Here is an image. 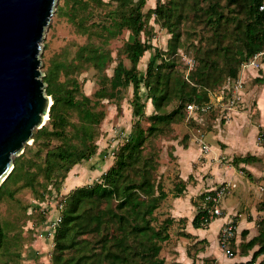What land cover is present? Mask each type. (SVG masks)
<instances>
[{"label":"trees","instance_id":"16d2710c","mask_svg":"<svg viewBox=\"0 0 264 264\" xmlns=\"http://www.w3.org/2000/svg\"><path fill=\"white\" fill-rule=\"evenodd\" d=\"M105 1L108 5L115 3L114 10L101 11L100 19L93 21L95 12L107 6ZM146 3L64 0L71 22L80 34L89 37V42L79 47L75 61L55 62L43 76L46 94L53 100L49 120L34 130L33 144L26 145L24 153L14 158V168L0 186V202L5 197L13 199L18 190H29L35 200L45 203L50 186L61 188L75 166L99 153V143L106 136L101 128L106 118L101 100L117 99L132 87L133 118L137 121L127 141L114 150V156L109 154L114 160L110 169L93 184L73 189L60 201L62 221L54 235V264H165L162 251L171 238L174 220L167 217L158 223L156 212L168 194L156 181L159 154L147 152L148 144L188 117L189 105L208 103L210 93L222 90L227 80L238 79L240 67L264 52V11L260 10L264 0H157L156 7L144 13ZM153 17L171 37L167 50L156 52L143 75L139 64L153 45L142 41L141 35L148 33ZM188 21L193 24L190 31L186 30L188 35L195 24L202 27L198 47L202 63L186 78L178 73L175 57L185 47L182 26ZM125 30L134 37L123 47L131 67L118 62L108 85L95 93L94 102L81 93L79 82L70 76L88 66L106 70L113 61L106 46ZM159 59L161 64H157ZM62 73L64 81H60ZM142 88L153 106L147 128L141 125L146 116ZM259 161L247 155L235 158L233 163L238 166ZM184 190V182H178L174 197H180ZM197 210L193 220L196 229L207 228L216 219L210 220L202 206ZM259 226L260 234L240 246L242 254L260 246L252 260L244 264H254L264 255V218ZM8 231L0 220V259L15 264V257L21 255L19 242ZM242 235L246 237L247 232ZM234 246L235 239L230 244L233 253ZM260 264H264V258Z\"/></svg>","mask_w":264,"mask_h":264},{"label":"rangeland","instance_id":"374dc122","mask_svg":"<svg viewBox=\"0 0 264 264\" xmlns=\"http://www.w3.org/2000/svg\"><path fill=\"white\" fill-rule=\"evenodd\" d=\"M162 1L167 2V0ZM105 2L107 6L100 7V10L95 12L94 17H92L93 21L100 19L101 11L114 10L115 3L111 2L108 5V1ZM156 2L157 0H147L143 12L147 13L149 10L154 9ZM192 25L188 21L187 26H182L185 47L179 49L178 55L175 57L178 73L186 78H189L192 71L197 69L202 63V58L198 56V47L201 46L202 27L195 24L191 35H188L186 30L190 31ZM147 30L148 33L142 34L141 39L142 41L151 42L153 50L146 52L139 64L140 72L143 75L146 73V68L156 52L167 50L168 40L171 37L167 29L157 23L154 17L150 20ZM92 39L97 42L94 38ZM133 39L132 33L125 30L122 35L109 42L106 46V51L111 54L113 61L106 70L100 72L88 66L80 71H75L70 76L79 82L81 93L90 97L95 102V93L108 85L118 62L122 61L126 67H131L130 62L123 53V47ZM87 42H89V37L80 34L77 27L71 22L70 16L67 15L64 0H57L55 12L49 26L46 28L41 43L40 60L41 72L44 73L43 76H45L47 69L54 65L55 62L61 61L65 63L67 61L70 63L75 61L77 50ZM252 59L240 67L238 79L234 81L227 80L223 84L222 90L210 93L209 97L212 101L225 97L220 102H215L210 112L197 116L194 119L186 117L180 123L173 124L171 131L167 134L157 135L151 139L147 152L153 150L159 154V168L156 172V181H160L164 189L167 192L170 191L169 194L174 192V188L178 182V170L174 162V154L177 152L182 154H191L192 152L199 154L195 159L198 161L196 164L201 162V165L203 163L207 165L208 162H206L207 159L204 156L207 154L215 156L217 149H222L223 151H226V148L230 147L236 149V144L230 138L240 134L238 145H242L248 150L243 153L227 151V154H264V56L258 58L259 62H263V65L257 68L250 66L249 63ZM157 64H161L160 59L157 61ZM65 78V74L62 73L60 81H64ZM239 83H241V87L238 88ZM141 95L146 106V116L141 119V125L147 128L151 124L147 116H150L153 112V106L148 101L145 88L141 89ZM133 99V88L129 87L123 90L117 99L100 101V108H103L106 112V118L101 128L102 133L106 134L105 139L107 140L102 147L108 151V154H112L114 150L117 151V148L127 141L132 132V128L137 121L136 118H133ZM259 110H261L262 114ZM232 125L233 127H230ZM257 127H259V131L256 134ZM228 129H232L236 133L229 132ZM32 144L33 140L28 146ZM190 145L192 149L189 148ZM186 146H188V150ZM204 146L208 147L207 151L204 150ZM108 156L112 157L111 155ZM231 158L223 156L219 160L220 166L217 165L218 162L217 164L213 163V165L209 164L201 172L205 173V176H211L210 174H212L215 178L219 175L218 167L223 168L225 171L232 164ZM262 158L260 164H258L259 172L257 173L255 170L249 171L257 176L261 175V179H259L261 182H258V184L261 188L259 192L262 194V200H264V157ZM110 159L113 160L112 158ZM96 169L97 166H92L90 171L95 172ZM98 171L101 172L102 170ZM260 171L263 173L261 174ZM235 174V177L232 178V183L237 187L235 189L233 186L229 188L226 197L222 200L220 208L225 216L218 217L220 219L232 214V207L236 204L234 194H239L245 188L253 189V191L257 189V185L252 183L248 177L242 176L238 172ZM97 175L94 174L92 178H90L91 175L89 174L88 176L84 175L86 180L76 182L77 186L65 187V190L71 189V187L75 189V187L93 184L97 181L95 180ZM63 185L59 189H57L58 186L56 185L50 186V194H48L45 203L35 200L29 190H18L13 199L5 197L0 202V220L9 229V235L19 242L18 250L21 255L20 257H15V264H54L52 257L55 251V234L53 236L49 235L51 231L49 223L61 214L63 204L60 201L67 195L62 193ZM250 200H248V203H250ZM255 202L256 204L252 207L253 210L250 211L254 215H256L257 209H259L260 203L264 201H259L258 199ZM156 215L158 223H161L167 218L168 212H166L164 206H161ZM233 219H231L232 222H234ZM211 231L214 232L215 230L211 229ZM210 233L213 236V233ZM219 248L221 249L220 246ZM241 249L235 243L233 248L235 256L242 252ZM0 264L14 263L9 259H0Z\"/></svg>","mask_w":264,"mask_h":264},{"label":"crops","instance_id":"0c3cea01","mask_svg":"<svg viewBox=\"0 0 264 264\" xmlns=\"http://www.w3.org/2000/svg\"><path fill=\"white\" fill-rule=\"evenodd\" d=\"M259 111L262 114L261 110ZM230 127H233V125ZM228 130L229 132H234V134L236 133L232 129ZM258 131L259 127H257L256 134ZM240 136V134H237L236 136H232L230 138L231 141L236 144V149L232 147L226 148V151L217 149L215 156H211L209 154L204 156L205 159H207V165H213V163L217 164V162V165H219V160L223 156L232 157V164L228 166L225 171L223 168L221 169L218 167L219 175L215 178L212 174H210L211 176H205L206 174L201 172L203 169H206L207 165L206 163L201 165V162L196 164L198 161L195 159L199 154H194L193 152L191 154H182L180 152L174 154V162L176 163V169L178 170L177 181L184 182L185 190L178 198L174 197V192L169 194L170 191L167 192V190H165L168 197L164 200L161 206H164L166 212H168L167 217L174 220V224L170 229L171 238L164 245V249L162 251V257L165 259V264H244L251 261L253 254L259 249L260 246L256 245L246 254H242L241 252L233 258H228L225 253L222 252L223 250L221 251L219 248L221 230L225 224L232 221V218H234L233 221L235 222L237 228L235 243L238 247L257 237L262 230L259 223L264 218V202L260 203V207L257 209L256 215L251 214L250 212L253 210L252 207L256 204L255 201L258 199L259 201H264L262 200V194L259 192L261 188L258 184V182H261L259 180L261 179V175L257 176L249 170H255L257 173L259 172L258 164H260L264 154H227V151H237L243 153L248 150L246 147L238 145ZM105 138L106 137L102 138L100 141L99 153L95 157L83 164L75 166L71 170L62 187V193L69 194L74 187H71V189L68 190H65V187L77 186L76 182L86 180L84 175L88 176L89 174L91 175L90 178H92L94 174H98L99 176L97 175L95 178V180H98L102 174L110 169L114 160H109V158L113 159V157H109L108 151L102 147L106 143L107 139ZM223 143L226 144L225 142ZM187 148L188 146H186V149ZM189 148L192 149L191 145ZM247 155H253L259 158L260 161L254 162L253 164L240 163L238 166L234 165L233 161L235 158H244ZM85 164L86 166H84ZM92 166H97L95 172L90 171ZM98 170L102 171L99 172ZM236 171L242 174V176L248 177L252 183H255L258 190L256 189L255 192L253 189L245 188L239 194H234L236 204L232 207V214L228 217H224L223 219L217 217L207 228L196 229L193 226V220L198 212L197 209L199 206H202V194L207 190L217 187V184L221 185L226 183L229 185V188H232L233 186L235 189L237 186L235 184L233 185L232 178L235 177V173H237ZM260 173L262 174L263 172L260 171ZM254 198L256 199L254 200ZM248 200H250V203H248ZM223 216H225V214ZM181 220L186 221L181 222ZM211 229L215 231L213 232ZM244 231L247 232L246 237L242 235ZM210 232L213 233V236ZM184 234L190 235L191 237L188 238ZM263 258L264 255H261L254 264H260Z\"/></svg>","mask_w":264,"mask_h":264},{"label":"water","instance_id":"95a60500","mask_svg":"<svg viewBox=\"0 0 264 264\" xmlns=\"http://www.w3.org/2000/svg\"><path fill=\"white\" fill-rule=\"evenodd\" d=\"M57 0H0V186L33 132L46 125L53 100L46 94L40 51Z\"/></svg>","mask_w":264,"mask_h":264},{"label":"built area","instance_id":"2783aa9c","mask_svg":"<svg viewBox=\"0 0 264 264\" xmlns=\"http://www.w3.org/2000/svg\"><path fill=\"white\" fill-rule=\"evenodd\" d=\"M260 10L264 11V4L260 7ZM264 56V52L256 55L251 61L250 66L252 67H260L263 65V62H259V57ZM241 87V83H239L238 88ZM223 93V92H222ZM220 98L216 101L210 100L208 103L203 105L198 104H191L187 107V113L189 118H196L197 116H200L202 114H206L210 112L215 105V102H220ZM204 150H208L207 146H204ZM115 152H112V156H114ZM229 191V185L227 184H221L215 188H212L210 190L205 191L202 195V208L204 211H207L209 215V219L213 220L217 217H221L223 215V211L220 208V204L222 200L226 197L227 193ZM62 221V215L60 214L58 218L52 220L49 223V229L51 230L49 235L53 236L58 229L60 223ZM237 235V228L234 225L232 221L225 224V226L222 228L220 237H219V244L223 252L228 258H233L235 255L233 251L230 248V244L232 240L236 239Z\"/></svg>","mask_w":264,"mask_h":264}]
</instances>
